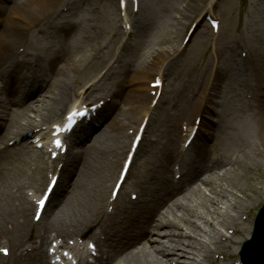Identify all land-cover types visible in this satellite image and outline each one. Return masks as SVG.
<instances>
[{
    "label": "bare ground",
    "instance_id": "6f19581e",
    "mask_svg": "<svg viewBox=\"0 0 264 264\" xmlns=\"http://www.w3.org/2000/svg\"><path fill=\"white\" fill-rule=\"evenodd\" d=\"M119 1L122 3V0ZM208 2L206 10L213 15L212 8L217 0ZM11 3L9 7L0 5V14L7 11L9 18L8 25L0 35V81L3 77L16 78L10 83L2 81L0 85V143L15 139L11 146L5 143L4 148H0V247L4 245L8 249L6 256L0 255V264H44L47 250L54 242L59 241L60 245H64L73 241L79 245V241L85 237L95 245L93 264H222L216 260V253L222 252L217 245L223 241L228 246L236 244L232 235L240 237L248 233L247 208L257 201L258 196L262 198L264 195L261 188L264 179L258 181L246 177L250 189L247 186L243 188L244 192L236 187L234 177H230L231 174L237 176L241 167L253 165L264 169V84L258 83L254 89L258 95L255 99L257 105L247 104V108L258 109L257 112L253 111L257 127L250 148L248 145L247 148L245 145L241 147L243 141L239 139V147L227 153L229 146L233 148L236 141L230 142L228 133L222 130L221 121H217L216 129L210 128L201 133L206 127L204 119L210 117L208 113L203 114L208 109L204 102L220 95L223 68L213 65L211 70L200 72L197 66L183 72L177 80L181 94L171 104L174 112L164 111L163 124L167 128V133L162 136L164 144L161 145L159 139L151 142V146L160 145L159 150L152 153V160L158 162L157 169L152 173H156L153 178L159 183V190L146 200H141L142 196H139L136 202L126 201L128 205H122L126 195L121 197L123 200L110 199L106 193L107 180L118 169L119 177L127 157L131 163L124 182L130 175L140 148L146 141L144 134L148 130L153 109H164L158 104L164 88L162 78L164 72L166 74L168 71L162 57L173 55L177 50L172 54H167L170 48L155 55L147 53L133 77L139 84L129 90H126L123 81L129 68L134 66V60L117 57L113 65H101L95 72L97 82L87 84L82 94L92 96L93 87L107 76L117 77L120 84L116 90L110 89V93L106 94V97H110L108 101L100 103L101 99H97L92 109L90 105L72 99L77 83L74 73L79 71L76 64L79 58L68 57L72 53L71 43H76L79 37L85 35V18H81L78 24L67 22L59 25L56 21L57 13L59 16L70 14L79 9V5L76 6L75 0H11ZM123 3L127 7L128 1L123 0ZM61 5L67 10L59 11ZM51 29L62 46L69 47L65 52L67 57L61 52H51L43 60L35 53L28 52L26 47L31 34L47 35ZM119 29L122 30L121 27ZM69 30L72 34L64 40ZM112 35L113 38L117 36L115 33ZM82 39L88 37L83 36ZM233 45L229 49L233 52L242 46L239 40L234 41ZM134 46L132 42L128 47ZM102 49L101 44L95 43L82 62L97 58ZM215 54L221 58L218 51ZM42 60L44 64L40 62ZM59 61L64 62L60 65ZM240 61L245 70H251V74L259 75L264 80V71L255 67L248 69L244 59ZM195 74L196 77L200 75L194 80ZM153 83L155 87L150 88L149 85ZM46 90L50 94H43ZM107 90L105 88L103 91ZM22 95L23 101L13 100ZM156 96L157 102L151 107ZM239 96H236L235 102L245 105L246 102ZM118 100L128 108L117 109ZM14 106H19V110L11 108ZM31 109L40 115L38 124L23 118L32 117L33 114L26 112ZM84 109L90 113L89 118L76 115L74 119L78 122L83 117L81 125L76 123L71 130H65L67 116ZM96 113L101 114L94 120ZM137 114H140L138 122ZM108 117L111 118L110 122L101 125ZM90 118L92 122L87 124ZM196 122L197 130L193 132L191 126ZM141 126L142 136L136 149L127 147L118 139L112 140L113 136L108 134L109 128H112L120 137H128L131 133L137 134ZM56 129L59 131L54 135ZM25 133L31 134L25 137L26 142L36 139L34 143L43 144L42 150L37 153L42 157L44 152L45 155L50 149L56 150L53 148L57 139L65 146L63 154L55 156L56 164L53 160L49 163L51 174L58 176L57 191L39 221L31 218L33 203L21 191L24 181H19L21 179L8 172L14 169L26 174L27 168L24 166L29 155L25 150L29 149L25 141H20ZM103 144H106V149L98 151ZM237 149L239 154L235 153ZM121 156H124L122 162L119 159ZM32 173L35 181L41 182L45 178L39 167L34 168ZM94 178L97 184L92 181ZM216 179L228 184V188L217 187ZM143 182L148 184L147 180ZM143 182H138L137 187L142 188ZM203 186L208 187L210 195L198 201L196 198L203 193ZM241 199H246V203L239 205ZM131 204L135 205L134 209L130 207ZM176 210L181 211V215L175 214ZM46 216L54 219L45 223ZM225 231L231 235L225 236ZM232 256L229 253L222 257L229 264Z\"/></svg>",
    "mask_w": 264,
    "mask_h": 264
},
{
    "label": "rangeland",
    "instance_id": "374dc122",
    "mask_svg": "<svg viewBox=\"0 0 264 264\" xmlns=\"http://www.w3.org/2000/svg\"><path fill=\"white\" fill-rule=\"evenodd\" d=\"M16 1L22 2L25 0ZM126 1H128L127 7H125L126 5L124 4L121 6L119 0H75V4L76 6L79 5V9L62 16H59L57 13L58 19L56 21L59 25H63L67 22L78 24V22L82 21L81 18H85L83 19V22L86 23L85 35L79 37L76 43H71L70 48L72 53L68 57L79 58V62L76 63L79 67V71L74 73L77 83L75 85L76 89L73 90L74 97L72 96V99L74 98L75 101L84 102L87 105L93 104L97 99H101L100 102L102 103L103 100L108 101L110 97H106V94L110 93V89L112 91L116 90L117 86L120 84L117 77L107 76L106 79L102 82H98L95 87H93L92 96H84L82 93L85 86L97 82L98 75H96L95 72L101 65L111 66L115 63L117 57L134 60V66L129 68L123 81L126 90H129L131 87L139 84L137 81L133 80V77L135 72L139 69L140 64H142L143 57L146 56L147 53L155 55V53L170 48L167 54H172V52L177 50L173 55H164L165 57H162L164 67L166 66L168 71L166 74L164 72L162 78L164 88L160 94L159 98L161 100L158 104L164 109L162 110L161 107L153 109L148 130H146L144 134L146 141L143 142L144 144L142 147L139 145V148L141 147V152L135 161L136 163H134V166L130 170L128 179L123 185V190L121 192L124 191V196L127 195L125 196V203L123 202L122 205L127 206L128 203L126 201H129L130 194L136 193L138 197L142 196L141 200H146V198H150V196L154 195L159 190L160 185L156 179L153 178V176L156 177V173H152L153 170L155 171L157 169L158 162L152 160L154 156L152 153L157 152L160 145L152 144L153 146H151V142L154 143L159 139V141L161 140L160 144H164L162 136H164L165 132L167 133V128L163 124V116L166 111L174 112L171 104L177 100L176 98L181 94L178 84L179 81L177 80L186 70L195 69V67L198 66V70L201 72L202 70H211L210 68L213 67V65L223 68L220 80L221 87L219 88L221 91L220 97L217 96L216 99H208L204 102L208 109L203 114L208 113L210 117L204 119L206 120V127H204L201 133L204 134L210 128L216 129L217 121H221L220 124L223 123L222 130L228 133L230 142L236 141L233 148L229 146L230 149L228 148V152L226 151L227 153H231L233 149L235 150L236 147H239L241 143L239 139L243 141L241 147L245 145L247 148V145L249 146L251 142H253L254 132L257 127L255 112L253 111L257 112L258 109L255 107L247 108V104L252 106L257 105L255 99L258 95L257 92L254 93V89L256 88V84H264V80L263 77L261 78L259 75L251 74V70H245L240 60L241 58L244 59L249 67L248 69L255 67L260 69L261 72L264 71V0H217V3L212 8L214 12L213 15L206 10L209 3L208 0ZM136 1L138 2V8L136 7ZM0 5L9 7L12 3L11 0H0ZM66 10L67 8L63 7V5L59 8V11ZM199 10H201V13H197ZM126 12L128 15H125ZM8 19L7 11L0 14V35L2 34V29L8 25ZM86 19H88V21L91 19L92 21L88 22ZM211 20L217 22L216 28H213L211 25ZM128 26L129 28L127 29ZM119 27H121L122 30L119 29ZM113 33L117 34L114 38L112 35ZM71 34V31L67 33L64 40L69 39ZM83 36L84 38L88 37V39L83 40ZM238 40L242 46L235 52L229 50L234 46L233 42ZM132 42L136 46L129 48L128 46ZM95 43H99L103 46L102 53L100 52L97 58H91V60L88 58L86 62H82L83 57L88 53L90 54L89 49L91 46L95 45ZM62 45L63 44L57 39L53 29H51L47 35L31 34L29 44L26 48L28 52L35 53L38 58L43 59L51 52H61L66 55L65 52L68 51L69 47L66 48V46ZM217 51L221 58L216 57L215 53ZM43 60L40 61L42 64L45 63ZM63 62L64 61H59L58 63L61 65ZM25 74L29 73L26 72ZM199 75L196 77L195 74L196 78L194 77V80L197 79ZM15 79L14 77H3L2 81L10 83L12 80L15 81ZM18 79L16 81H18ZM127 79L128 81H126ZM2 81H0L1 86ZM193 86L192 87L195 88L196 85L194 84ZM149 87L154 88L153 84H150ZM105 88H108V90L103 91ZM46 92L43 94H50L49 91L46 90ZM237 95H240L239 97L246 102L245 105L235 102V100H237ZM41 96L45 98V96ZM152 96L154 97V94ZM157 98L158 96L153 100L151 107L154 106L155 101L157 102ZM237 105H239V107ZM116 107L117 109H127L128 105L118 100V102H116ZM26 112L29 115L30 113L33 115L32 117H23L25 120H29L34 124L39 123L40 115L38 113L32 109ZM99 114L101 113L93 115L94 120ZM139 115L140 114L136 115L137 122L140 118ZM244 116L246 119H243ZM110 117L103 121L101 125H107L111 120ZM91 120L90 118L88 122ZM231 128H233V130H231ZM108 134L113 136L112 140L118 139L120 142L126 143L127 147L131 146V141L134 138V133H131L128 137H120L112 128H109ZM24 136L23 134L22 137ZM5 143L6 141L0 143V148H4ZM24 143L28 145V142L25 141ZM28 149L29 150H25L27 155H29L28 162L26 166H24V168H27L26 174H21L14 169H10L8 172L14 177L21 179L19 181H24L22 189L25 187L26 190L28 186H31L28 188L36 187L39 192L42 191L46 185V181L45 179L41 182L35 181L32 172L34 168H43L48 155L43 158L42 154H37L40 153L41 149H34L32 146H30V148L28 147ZM103 149H106V144L101 145L98 151ZM77 150H79V148L76 149V151ZM235 153H238V149ZM36 155L38 158H34ZM119 159H121L122 162L124 156H121ZM241 161L243 162V159H241ZM118 171L119 169L117 172L115 171L110 180H107L108 186L106 193L109 196L112 186L118 176ZM237 172V176L231 174L230 177H234L236 187L242 190L247 186L248 189H250V184L246 177L249 176L251 179H258V181H260L259 179H264V169L261 167L257 168L250 165V167H241ZM144 180H147L148 184L144 183ZM92 181L96 183L95 178L92 179ZM138 182L144 183L142 188L137 187L136 184H138ZM215 184L217 187L227 186L226 188H228V184L226 185L225 182L218 179L215 180ZM261 188L264 189V181ZM201 191H203V193L196 198L198 201H202L208 197L207 195H210V190H208L207 186H203V190ZM246 192L249 191L247 190ZM263 201L264 195L262 198L258 196L257 201H255L253 205H250L248 207L249 209L247 208L248 213L245 214L247 220H249L247 224L249 231L247 234H242L240 237L232 235V239L237 241L236 244L228 246L226 241H223L220 245H217L222 251L221 253H216L217 261L222 264H227V260H223L222 256L231 253L233 256L231 260H229V264H245L240 260L239 250L243 241H246L251 236L255 214L258 209H260ZM245 203L246 199H241L239 201V205ZM141 204L140 206H142ZM131 205L130 207L134 209L135 205ZM174 213L181 215V211L176 210ZM245 215L243 214L242 216ZM212 217L217 220V217ZM50 218L49 216L46 217L44 222H50L52 220ZM229 235H231L229 231H225V236Z\"/></svg>",
    "mask_w": 264,
    "mask_h": 264
},
{
    "label": "water",
    "instance_id": "95a60500",
    "mask_svg": "<svg viewBox=\"0 0 264 264\" xmlns=\"http://www.w3.org/2000/svg\"><path fill=\"white\" fill-rule=\"evenodd\" d=\"M240 250L244 263L264 264V201L255 216L251 237L243 241Z\"/></svg>",
    "mask_w": 264,
    "mask_h": 264
},
{
    "label": "snow or ice",
    "instance_id": "6c2138e0",
    "mask_svg": "<svg viewBox=\"0 0 264 264\" xmlns=\"http://www.w3.org/2000/svg\"><path fill=\"white\" fill-rule=\"evenodd\" d=\"M122 2H123V0H122ZM78 114L79 115H84V113H78ZM73 123H74L73 117H72V115H70L69 118H68V128H70ZM54 143H55L57 148L62 146V143H61V141L59 139L55 140ZM54 184H55V181H53V185ZM48 191L51 192V186H49V190ZM47 198H48V193H45L43 199H38L37 200L38 206L42 208L45 205V202H46ZM37 219H39V213H37ZM3 251L7 252L6 249H4Z\"/></svg>",
    "mask_w": 264,
    "mask_h": 264
}]
</instances>
